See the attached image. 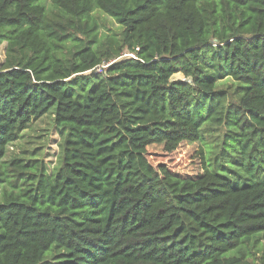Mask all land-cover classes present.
<instances>
[{
    "label": "trees",
    "instance_id": "obj_1",
    "mask_svg": "<svg viewBox=\"0 0 264 264\" xmlns=\"http://www.w3.org/2000/svg\"><path fill=\"white\" fill-rule=\"evenodd\" d=\"M48 1L0 0V264H251L264 0ZM48 114L52 170L39 147L6 161Z\"/></svg>",
    "mask_w": 264,
    "mask_h": 264
},
{
    "label": "rangeland",
    "instance_id": "obj_2",
    "mask_svg": "<svg viewBox=\"0 0 264 264\" xmlns=\"http://www.w3.org/2000/svg\"><path fill=\"white\" fill-rule=\"evenodd\" d=\"M45 3L46 6L49 7V1L45 0ZM94 19L100 36L119 33L121 30L119 24L104 13L95 12ZM71 45V43H66V48L63 49L61 56L68 55ZM4 52L5 43H2L0 45V63L4 59ZM173 79L185 80L180 73L175 74ZM231 83L232 81L230 80H222L219 86L225 88L229 87ZM231 86L234 85L231 84ZM233 89L234 87H231L230 91H233ZM214 134L215 133H213V135ZM211 138L212 139L210 140H214V137ZM59 140L60 136L54 127L53 117L48 114L35 122L30 129L23 132L22 137L9 147L5 160L8 161L12 157L22 155L24 151H30L33 148L39 147L41 158L46 163L48 171H51L57 162L56 158L58 153V144L60 142ZM249 261L251 264H264V234L260 236L256 247L251 249Z\"/></svg>",
    "mask_w": 264,
    "mask_h": 264
},
{
    "label": "built area",
    "instance_id": "obj_3",
    "mask_svg": "<svg viewBox=\"0 0 264 264\" xmlns=\"http://www.w3.org/2000/svg\"><path fill=\"white\" fill-rule=\"evenodd\" d=\"M123 56H124V57H132V58H135V59H136V57H135L133 54H131V53L123 54ZM111 62H112V61H111ZM109 63H110V62H109ZM109 63H105V64H103V65L97 67L96 70H97V71H100L101 68L107 66Z\"/></svg>",
    "mask_w": 264,
    "mask_h": 264
}]
</instances>
